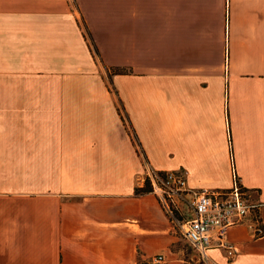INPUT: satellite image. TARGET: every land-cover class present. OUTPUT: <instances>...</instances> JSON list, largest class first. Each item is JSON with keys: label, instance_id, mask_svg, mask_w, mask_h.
Segmentation results:
<instances>
[{"label": "crops", "instance_id": "0c3cea01", "mask_svg": "<svg viewBox=\"0 0 264 264\" xmlns=\"http://www.w3.org/2000/svg\"><path fill=\"white\" fill-rule=\"evenodd\" d=\"M147 166L264 203V0H0V264H186Z\"/></svg>", "mask_w": 264, "mask_h": 264}, {"label": "built area", "instance_id": "2783aa9c", "mask_svg": "<svg viewBox=\"0 0 264 264\" xmlns=\"http://www.w3.org/2000/svg\"><path fill=\"white\" fill-rule=\"evenodd\" d=\"M232 184L227 189H210L189 185L186 174L178 170H154L148 166L141 180L147 184L170 220L176 223L193 250L195 264H210L209 250L222 247L229 253L235 248L227 240L228 229L247 222L255 232L263 231L260 222V209L263 202L255 201L242 185L234 166ZM190 211L191 216H179V204ZM151 263L163 264L164 256H152Z\"/></svg>", "mask_w": 264, "mask_h": 264}, {"label": "rangeland", "instance_id": "374dc122", "mask_svg": "<svg viewBox=\"0 0 264 264\" xmlns=\"http://www.w3.org/2000/svg\"><path fill=\"white\" fill-rule=\"evenodd\" d=\"M106 79V78H105ZM106 82L108 83L107 79H106ZM109 84V83H108ZM110 86V84H109ZM115 96V95H114ZM143 176V175H142ZM146 185V184H145ZM170 220V218H169ZM175 226H176V229L178 230V234L180 235L181 234V231H180V228L179 226L172 222ZM182 235V234H181ZM180 246V245H179ZM181 246L183 249H185V254H183L182 258L184 260V263L186 264H195L194 262V259H195V256H194V253H193V250L189 247V245L184 241V239L182 240V243H181Z\"/></svg>", "mask_w": 264, "mask_h": 264}, {"label": "trees", "instance_id": "16d2710c", "mask_svg": "<svg viewBox=\"0 0 264 264\" xmlns=\"http://www.w3.org/2000/svg\"><path fill=\"white\" fill-rule=\"evenodd\" d=\"M124 72H126L125 68L115 67L112 71L106 72L107 81L109 82V84H112V75L120 74ZM149 191H150V188L147 184L143 185L142 187L135 188V194H142V193L149 192Z\"/></svg>", "mask_w": 264, "mask_h": 264}]
</instances>
